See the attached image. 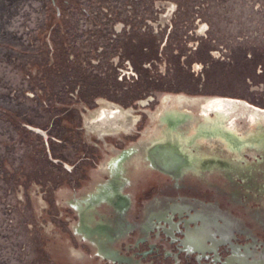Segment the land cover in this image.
<instances>
[{"label":"rangeland","instance_id":"rangeland-1","mask_svg":"<svg viewBox=\"0 0 264 264\" xmlns=\"http://www.w3.org/2000/svg\"><path fill=\"white\" fill-rule=\"evenodd\" d=\"M165 94L264 110V0H0V264H61L64 194L132 137L86 130L99 99L135 108L136 134Z\"/></svg>","mask_w":264,"mask_h":264},{"label":"water","instance_id":"water-1","mask_svg":"<svg viewBox=\"0 0 264 264\" xmlns=\"http://www.w3.org/2000/svg\"><path fill=\"white\" fill-rule=\"evenodd\" d=\"M202 228L206 259L182 243ZM215 252L264 264V123L235 109L162 110L64 194L52 256L213 264Z\"/></svg>","mask_w":264,"mask_h":264},{"label":"flooded vegetation","instance_id":"flooded-vegetation-1","mask_svg":"<svg viewBox=\"0 0 264 264\" xmlns=\"http://www.w3.org/2000/svg\"><path fill=\"white\" fill-rule=\"evenodd\" d=\"M175 10H176V6L174 4L167 5V10L161 17V21H160L161 25L165 26L167 23L170 22ZM156 27H158V25H156ZM117 30L118 32H121L122 25H119L117 27ZM205 32H206V26H201L199 30V34L202 36L204 35ZM202 68H203L202 65L197 64L194 67V72L199 73L202 70ZM162 70H165L164 67H162ZM161 99H162L161 106L159 107L156 113H151L149 110H147L148 114L150 115V121L164 109H203L206 101L208 100H212V99L237 100V99L223 98V97H201V96L193 97V96H189L186 94H177V95L165 94ZM237 101H241L250 106H253L246 101H242V100H237ZM153 102H155V98L153 97L145 99V100H141L140 101L141 108H147ZM97 104H98V107L96 110L94 111L89 110V115L87 114L85 115V128L90 134L97 133L101 140H106L107 138H118L123 135L124 136L134 135V133L137 130L136 129L137 125L140 122V116L137 115L135 108L132 107V108L127 109L121 104L110 102L106 99H99ZM253 107L261 111H264L263 109L257 108L255 106ZM32 130L34 132V130H40V129L32 128ZM42 132H43V135L47 137L46 133L44 131ZM39 203L42 206H45L46 204L42 198L39 199ZM174 211L175 213H177L176 218H178L180 216V212H177V210H174ZM184 220H187L193 223V220L192 221L189 219H184ZM207 222L208 221L204 223H207ZM219 229H220L219 235L221 238H223L226 233L228 234L231 233L229 232V230L225 231L221 227ZM196 234L198 235V237L196 236ZM194 235L197 238L196 240L194 239L195 237L192 238V235H190L189 237L190 240L187 241L188 237L185 236L183 239H185L186 241H182V243L185 246L184 243L188 242V244L186 243L187 245L185 246L186 249H188L189 251H192V253H197L196 255L197 257L206 259V257L209 256L208 254L211 253L210 252L211 249L208 250L205 244H201L200 241L197 242V240L200 238V240L210 241L212 240L211 239L212 236L208 235V233L205 232V228H202V230H199L197 233L195 232ZM223 242H225L224 238L219 240L218 244H221ZM212 257H213L212 258L213 264H260V263L251 262L249 260L239 258V257L238 258L233 257L232 259L227 261L225 258H221L216 252L212 254ZM196 260L197 258L194 261Z\"/></svg>","mask_w":264,"mask_h":264},{"label":"bare ground","instance_id":"bare-ground-1","mask_svg":"<svg viewBox=\"0 0 264 264\" xmlns=\"http://www.w3.org/2000/svg\"><path fill=\"white\" fill-rule=\"evenodd\" d=\"M203 109H235L261 123H264V111L244 102L230 99H212L206 101Z\"/></svg>","mask_w":264,"mask_h":264},{"label":"trees","instance_id":"trees-1","mask_svg":"<svg viewBox=\"0 0 264 264\" xmlns=\"http://www.w3.org/2000/svg\"><path fill=\"white\" fill-rule=\"evenodd\" d=\"M44 139V138H43ZM54 159H56V158H54ZM57 160V159H56Z\"/></svg>","mask_w":264,"mask_h":264}]
</instances>
